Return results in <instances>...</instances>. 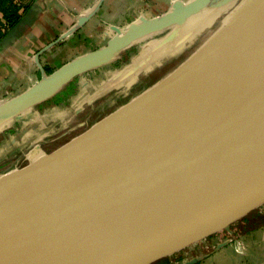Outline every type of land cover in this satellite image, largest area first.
Returning a JSON list of instances; mask_svg holds the SVG:
<instances>
[{
	"label": "water",
	"instance_id": "obj_1",
	"mask_svg": "<svg viewBox=\"0 0 264 264\" xmlns=\"http://www.w3.org/2000/svg\"><path fill=\"white\" fill-rule=\"evenodd\" d=\"M212 1L115 28L105 47L0 104V123ZM254 4L151 92L0 179V264H154L264 205V0ZM140 104L136 120L97 127Z\"/></svg>",
	"mask_w": 264,
	"mask_h": 264
},
{
	"label": "crops",
	"instance_id": "obj_2",
	"mask_svg": "<svg viewBox=\"0 0 264 264\" xmlns=\"http://www.w3.org/2000/svg\"><path fill=\"white\" fill-rule=\"evenodd\" d=\"M183 1L185 0H0V104L28 91L63 66L85 56L82 54L84 49L98 46L99 36L105 35L108 29L115 31V28L124 26L141 8L149 6L152 15L157 16L167 12L176 2ZM214 1L216 0L211 2L207 10ZM217 1L218 5L210 8L213 14L208 18L203 33L214 29L218 12L224 11V4L235 0ZM224 1L226 2L222 3ZM22 22L24 25L20 26ZM17 26H20L19 29L12 34ZM157 51L155 49L148 52L138 61V65L110 78L94 92L90 90L92 88L89 84L92 86V82L88 78L80 80L77 92L71 98L80 101L84 107L86 103L89 107H93L95 103L97 106L103 104L105 107L102 115L90 120L94 122L93 125L97 124L103 120L102 116L110 112V107L117 106L118 101L128 97L131 94L129 91L140 81L144 82L150 77L154 62L152 59L156 57ZM84 89L89 94L87 98L80 95ZM112 91L114 97L110 101L105 94ZM46 100L37 104V110L42 108L43 111H32L35 105L0 123V179L51 154L89 130L77 134V131L87 126V120L83 118L60 129L61 120L64 121L69 116L60 118L56 111H63L66 107L56 104L50 108L52 110H44L46 103H43ZM81 106L75 110L76 117L85 111ZM113 111L115 110L111 112ZM67 123L64 121V124ZM62 131L66 132L61 134ZM251 238L256 237L253 235ZM260 242L264 244V238ZM234 254L235 248L229 246L224 252H216L198 264H237ZM241 262L252 264V258L242 256Z\"/></svg>",
	"mask_w": 264,
	"mask_h": 264
},
{
	"label": "rangeland",
	"instance_id": "obj_3",
	"mask_svg": "<svg viewBox=\"0 0 264 264\" xmlns=\"http://www.w3.org/2000/svg\"><path fill=\"white\" fill-rule=\"evenodd\" d=\"M225 2L226 1L222 3ZM254 2L255 0H235L230 3L228 2L227 4H224V11L218 12L217 20L214 23V29L212 28V30L208 33H203V31L205 29V26L207 25L208 18L211 16V14H213L210 8H214L218 5L219 2L217 0L214 1L212 6L208 10H204L200 14L185 22V24L179 27L174 26L171 27V29H165L159 33L136 41L128 48L114 53L108 59L102 61L101 63H98L91 70L80 75L79 79L77 77L74 79V81H71L61 89L52 91L48 95L47 100L43 103H46L44 105L46 107L44 110H49L53 105L56 104H63L66 108L63 111L59 109L56 112L57 114H59L60 118H64L65 116H69V118L64 119V121L68 122L67 124H64V121L61 120L60 129L78 122L82 120V118L84 120H87V126L85 125L82 130L77 131V134H80L83 131L92 128L96 124L93 125L94 122L92 123V121L90 120H94L93 118L98 117L99 114L102 115L103 108L105 106H102L103 104L97 106L95 103V107H89L86 103V107H84V105L81 106L82 104H80V101L78 102V100H74L71 98L77 92V85L80 84V80L84 81L86 80V78H88L92 82V86H90L89 84V87L92 88L90 90L94 92L95 89L101 87L103 83H107L110 78H115L116 76L126 71L128 68L138 65V61H140L148 52L152 50L155 51V49L158 50L156 57L152 59V61L154 60V62H152L153 64L151 65L153 69H151L150 71L152 72L150 73V77L144 82L140 81L136 85V87L129 91L131 94L128 97L118 101L117 106L110 107V114L107 113L105 114V116H102V119L108 118L116 111L121 109V105H126L134 99H137L138 97L151 92V90H153L156 86H159L172 75L184 68L186 66V63L189 62V60L194 55H196L205 47L207 42L214 36V34L223 25V23H225L230 18L234 10L242 6H250ZM186 3L189 2L187 0L183 2H176L170 9L167 10V12H163L162 15L158 14L157 16L152 15V12H150V7L146 6L137 11L134 17H132L131 20L126 24H124V26L119 27V29L120 31H124V29H126L127 27H132L140 23L150 24L171 13L174 7ZM157 12L161 13L160 11ZM208 24H210V22H208ZM116 35V31L108 29L105 35L102 34L101 36H99L98 41H100V43L97 47L94 45L92 48L84 49V53L82 54L87 55L105 47L108 41ZM66 66L67 65L63 67L65 68ZM87 75H89V77H86ZM140 78H143V75H140ZM106 88L107 87H105V89ZM80 95H85V98L89 96L86 89H84V91L81 92ZM105 96H107V99L112 101L111 97H114V93L112 91L109 94H105ZM118 99L119 98H117V100ZM80 106L81 108L84 107L85 111L82 112L81 115L76 117L75 110ZM37 109L38 105H36L32 111H43L42 108H40L39 110ZM90 110L91 112H88ZM112 110L115 111L111 112ZM69 119L70 121H68ZM65 132L66 131H62L61 134ZM263 231L264 205L260 206L241 220L233 223L225 230L216 233L200 242L190 245L189 247L177 253L169 255L168 257L162 259L161 263L198 264L212 256L216 252H224L226 249H228L229 246H233L235 248L234 257L235 259H237V264H243L241 262L242 256H250L252 258V264H264V244L260 242L261 239L264 238ZM247 235L249 236L248 238ZM253 235L256 238H251ZM239 242L243 243L245 248H248V251H239Z\"/></svg>",
	"mask_w": 264,
	"mask_h": 264
},
{
	"label": "bare ground",
	"instance_id": "obj_4",
	"mask_svg": "<svg viewBox=\"0 0 264 264\" xmlns=\"http://www.w3.org/2000/svg\"><path fill=\"white\" fill-rule=\"evenodd\" d=\"M255 8H256V4L250 6H242L234 10L230 18L225 23H223V25L218 29V31L214 34V36L207 42V44L202 49V51L207 50L208 48L213 46L216 42H218L220 39L225 37L227 34H229L233 30L239 28L242 24H244L251 17ZM132 27H127L126 29H124V31H121V33L123 34L127 32ZM142 112H143V105L141 104L136 105L134 107H131L123 111L122 113L116 116H113L103 121L101 124L97 125V127L101 126L103 128H106L120 120L134 121L137 118H139V116H141Z\"/></svg>",
	"mask_w": 264,
	"mask_h": 264
},
{
	"label": "built area",
	"instance_id": "obj_5",
	"mask_svg": "<svg viewBox=\"0 0 264 264\" xmlns=\"http://www.w3.org/2000/svg\"><path fill=\"white\" fill-rule=\"evenodd\" d=\"M238 250H239V251L242 250V251L245 252V251H248V248H245L244 244L241 243V242H239V243H238Z\"/></svg>",
	"mask_w": 264,
	"mask_h": 264
},
{
	"label": "trees",
	"instance_id": "obj_6",
	"mask_svg": "<svg viewBox=\"0 0 264 264\" xmlns=\"http://www.w3.org/2000/svg\"><path fill=\"white\" fill-rule=\"evenodd\" d=\"M51 73H52V72H51ZM157 264H162V263H161V261H160V262H158Z\"/></svg>",
	"mask_w": 264,
	"mask_h": 264
}]
</instances>
